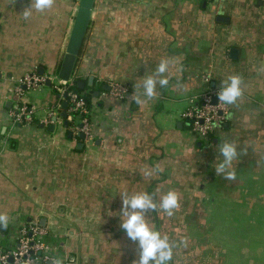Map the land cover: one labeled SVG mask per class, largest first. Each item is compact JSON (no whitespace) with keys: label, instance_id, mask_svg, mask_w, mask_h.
Listing matches in <instances>:
<instances>
[{"label":"crops","instance_id":"obj_1","mask_svg":"<svg viewBox=\"0 0 264 264\" xmlns=\"http://www.w3.org/2000/svg\"><path fill=\"white\" fill-rule=\"evenodd\" d=\"M78 2L54 0L25 17L31 0H0L1 249L17 248L36 223L46 232L38 264H132L138 245L120 226L121 193L147 191L158 202L171 189L173 215L145 212L174 244L170 264H264V0H94L72 72L91 94L89 141L50 115L66 103L53 84ZM161 61L168 84L147 98L142 81L159 78ZM28 74L51 86L17 96ZM232 74L243 95L204 144L179 114ZM110 83L128 88L124 99L104 96ZM16 106L33 108L34 123L13 126ZM225 141L244 150L233 180L215 172Z\"/></svg>","mask_w":264,"mask_h":264},{"label":"built area","instance_id":"obj_2","mask_svg":"<svg viewBox=\"0 0 264 264\" xmlns=\"http://www.w3.org/2000/svg\"><path fill=\"white\" fill-rule=\"evenodd\" d=\"M45 81V77L28 74L20 81L15 94L17 96L22 94L21 87L26 90L39 89ZM53 86L60 94H66V121L69 132L74 136L83 134L85 141L91 140L93 123L86 99L72 90V82L58 81ZM217 91L206 89L201 94L193 96L189 100L188 107L179 114L180 120L186 123L192 136L204 144H208L215 128L222 125L228 110L227 105L218 102ZM128 92L126 86L110 83L104 96L122 100ZM59 109V105L55 106L51 110V117L58 118ZM8 117L13 126L26 127L34 123V110L27 106H16L9 112ZM45 234L46 232L36 223H29L19 234L17 248L5 251L0 246V264H38L39 255L45 249L42 244Z\"/></svg>","mask_w":264,"mask_h":264},{"label":"clouds","instance_id":"obj_3","mask_svg":"<svg viewBox=\"0 0 264 264\" xmlns=\"http://www.w3.org/2000/svg\"><path fill=\"white\" fill-rule=\"evenodd\" d=\"M54 0H31L29 7L23 12L25 17L31 14L30 10L45 11L50 9ZM168 71V62L161 61L155 73L159 76L157 79L154 76H147L143 79L141 87L147 98H152L156 95V86L159 84L164 87L168 84V79L163 74ZM242 81L239 75H229L227 79L221 81V86L216 93L219 103L224 105L235 104L236 101L243 95ZM238 146L229 141H225L219 148L220 157L217 158L215 164L216 174L221 175L226 180L235 179V170L232 167L233 161H237L239 153L243 152ZM160 169L157 167L153 170H146L145 175L151 176L154 172L158 173ZM121 228L124 230L127 237L137 242L138 258L133 259L132 264H170L173 257L174 244L169 242L167 235L161 236L159 230L154 226H150L148 219L145 216L147 211H155L157 207L164 214L171 216L173 211L179 205V195L174 190H168L163 194L159 201L154 198V194L147 191H139L129 195L127 190L121 193ZM131 209V211H129ZM0 219H3L0 216ZM0 224V227H4Z\"/></svg>","mask_w":264,"mask_h":264},{"label":"water","instance_id":"obj_4","mask_svg":"<svg viewBox=\"0 0 264 264\" xmlns=\"http://www.w3.org/2000/svg\"><path fill=\"white\" fill-rule=\"evenodd\" d=\"M94 0H79L78 7L76 14L73 19L72 28L69 34V38L67 40L66 48L64 56L61 60L58 73H57V79L61 82H72V72L74 70V67L77 62V58L80 54V50L82 47V44L84 42V38L89 26L90 22V15L93 8ZM234 50H231L230 56L234 58L233 56ZM92 78H89L88 84L91 85ZM45 86L50 87L51 86V80L47 79L45 81ZM77 86L80 89H83V84L79 82ZM104 90H108V87H104ZM54 90L57 92V89L54 88ZM98 93H95L94 96L96 97ZM63 98H66V94H63ZM67 103H64L62 106L63 112L59 114V117L63 120V125L65 128L68 127V122L66 121V106ZM57 120L56 117H52V122L55 123ZM54 125L49 126V130H53ZM69 137H71V133L69 132ZM78 137L83 140L84 136L83 134H79ZM81 147L82 145L79 144ZM6 228L0 227V233L4 232ZM51 261H48L47 264H51Z\"/></svg>","mask_w":264,"mask_h":264},{"label":"trees","instance_id":"obj_5","mask_svg":"<svg viewBox=\"0 0 264 264\" xmlns=\"http://www.w3.org/2000/svg\"><path fill=\"white\" fill-rule=\"evenodd\" d=\"M72 90H73L74 92H76L79 96H80V95L83 96V97L86 99L87 102H88V100L91 98V94H89V93L86 94V93L84 92L85 90L78 88V86H77V81H73V82H72Z\"/></svg>","mask_w":264,"mask_h":264},{"label":"rangeland","instance_id":"obj_6","mask_svg":"<svg viewBox=\"0 0 264 264\" xmlns=\"http://www.w3.org/2000/svg\"><path fill=\"white\" fill-rule=\"evenodd\" d=\"M4 245H5L4 243H3V244H1V246H2V247H5Z\"/></svg>","mask_w":264,"mask_h":264}]
</instances>
